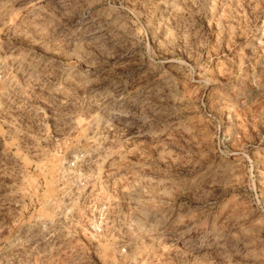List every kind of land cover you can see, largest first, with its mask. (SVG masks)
<instances>
[{
    "label": "rangeland",
    "instance_id": "1",
    "mask_svg": "<svg viewBox=\"0 0 264 264\" xmlns=\"http://www.w3.org/2000/svg\"><path fill=\"white\" fill-rule=\"evenodd\" d=\"M0 264H264V0H0Z\"/></svg>",
    "mask_w": 264,
    "mask_h": 264
},
{
    "label": "built area",
    "instance_id": "2",
    "mask_svg": "<svg viewBox=\"0 0 264 264\" xmlns=\"http://www.w3.org/2000/svg\"><path fill=\"white\" fill-rule=\"evenodd\" d=\"M94 230L96 232H101L102 231V225H101V223H99V221L98 222H95V224H94Z\"/></svg>",
    "mask_w": 264,
    "mask_h": 264
}]
</instances>
